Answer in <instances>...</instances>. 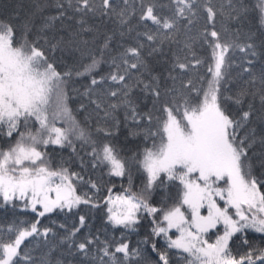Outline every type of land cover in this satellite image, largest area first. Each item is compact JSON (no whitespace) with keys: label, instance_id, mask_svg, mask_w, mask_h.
Here are the masks:
<instances>
[{"label":"snow or ice","instance_id":"obj_1","mask_svg":"<svg viewBox=\"0 0 264 264\" xmlns=\"http://www.w3.org/2000/svg\"><path fill=\"white\" fill-rule=\"evenodd\" d=\"M0 264H264V0H0Z\"/></svg>","mask_w":264,"mask_h":264}]
</instances>
